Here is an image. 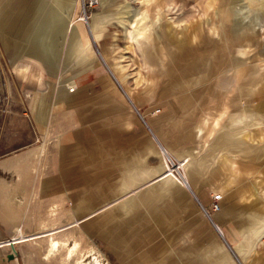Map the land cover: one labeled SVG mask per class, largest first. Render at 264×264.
Listing matches in <instances>:
<instances>
[{
  "label": "rangeland",
  "instance_id": "374dc122",
  "mask_svg": "<svg viewBox=\"0 0 264 264\" xmlns=\"http://www.w3.org/2000/svg\"><path fill=\"white\" fill-rule=\"evenodd\" d=\"M3 1L0 110L59 115L36 138L43 172L63 131L105 141V206L22 237L30 263L238 264L224 239L264 264V0Z\"/></svg>",
  "mask_w": 264,
  "mask_h": 264
},
{
  "label": "crops",
  "instance_id": "0c3cea01",
  "mask_svg": "<svg viewBox=\"0 0 264 264\" xmlns=\"http://www.w3.org/2000/svg\"><path fill=\"white\" fill-rule=\"evenodd\" d=\"M10 1L5 0L3 4ZM22 1L12 2L21 4ZM45 100L51 102L53 98L49 96ZM47 107L45 117L41 108L34 109L35 113L29 119L25 110H0V116L13 118L0 124V148L5 149L0 153V244L16 241L14 256L10 246H0V264L40 261V252H27L26 243L33 240L23 241L22 237H32L39 232L42 224H86L93 217L87 216L93 210L104 207L107 200L105 163L104 159L101 160V157H105L104 137L96 138L93 133L82 130L69 136L68 132L63 131L60 141L64 144L59 145L57 154H50L49 171L43 172L41 148L37 146L39 141L36 138L47 126L51 137L59 119L57 109L51 105ZM67 117V114L62 115L64 120ZM163 121L166 132L168 128H178L180 125L177 119L163 117ZM67 134L70 137L68 141L72 143L70 146H67ZM151 134L157 146L165 149L160 137ZM180 139L192 141L193 134L189 131ZM72 150H75L74 153H71ZM89 158L94 159V165L98 161V170L89 169ZM73 162L75 165L70 166ZM93 181L98 183L90 192ZM91 200L93 209L90 208ZM215 226L220 230L219 226Z\"/></svg>",
  "mask_w": 264,
  "mask_h": 264
},
{
  "label": "water",
  "instance_id": "95a60500",
  "mask_svg": "<svg viewBox=\"0 0 264 264\" xmlns=\"http://www.w3.org/2000/svg\"><path fill=\"white\" fill-rule=\"evenodd\" d=\"M100 59H101V61L104 63V61H103V59H102L101 57H100ZM104 65H105V63H104ZM105 67H106L107 71L111 74L110 70L107 68L106 65H105ZM111 76H112V74H111ZM112 78L115 80V82H117L116 79H115L113 76H112ZM159 147L161 148L160 145H159ZM161 150H162V149H161ZM185 184H186V186H187V190H188V192L192 195V197L194 198V200L199 204V202L197 201L196 197H195L194 194L192 193L190 187L188 186L187 182H185ZM199 205H200V204H199ZM219 234H220L221 237H222V234H221L220 232H219ZM222 238H223V237H222ZM223 242H224L225 246L227 247V249L229 250V252L231 253L232 257L236 260V262H237L238 264H241V262H240V261L238 260V258L236 257L234 251L231 249V247L226 243V241H225L224 239H223ZM10 249L12 250V255L14 256L15 253H16V251H15V248H14V244H13V242H10ZM11 257H12V256H10L9 259H11Z\"/></svg>",
  "mask_w": 264,
  "mask_h": 264
},
{
  "label": "bare ground",
  "instance_id": "6f19581e",
  "mask_svg": "<svg viewBox=\"0 0 264 264\" xmlns=\"http://www.w3.org/2000/svg\"><path fill=\"white\" fill-rule=\"evenodd\" d=\"M162 149V148H161ZM161 153H163V152H161ZM176 172H177V170H175ZM177 178H179V181L181 182V184L184 186V188H186L187 189V186H186V184H185V182H184V180H183V178L181 177V175L180 174H178V177ZM211 222V221H210ZM212 223V222H211ZM213 226L215 227V229L217 230V232H220V230H218V228L213 224ZM69 227H71V225L70 226H68L67 228H69ZM12 242V241H11ZM15 244V243H14ZM58 247H59V244L57 243V242H55V241H53V239L52 238H50V249H51V251H57L58 250ZM50 251V252H51Z\"/></svg>",
  "mask_w": 264,
  "mask_h": 264
},
{
  "label": "built area",
  "instance_id": "2783aa9c",
  "mask_svg": "<svg viewBox=\"0 0 264 264\" xmlns=\"http://www.w3.org/2000/svg\"><path fill=\"white\" fill-rule=\"evenodd\" d=\"M215 199L217 200L218 198H215ZM12 242H13V244L16 243V241H12ZM0 246H7V247H9L10 246V242H6L4 244H0Z\"/></svg>",
  "mask_w": 264,
  "mask_h": 264
}]
</instances>
